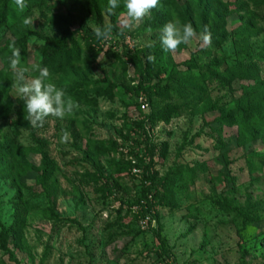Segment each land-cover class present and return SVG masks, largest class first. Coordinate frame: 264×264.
Returning <instances> with one entry per match:
<instances>
[{"label": "rangeland", "instance_id": "rangeland-1", "mask_svg": "<svg viewBox=\"0 0 264 264\" xmlns=\"http://www.w3.org/2000/svg\"><path fill=\"white\" fill-rule=\"evenodd\" d=\"M25 2L20 10L10 0L0 23V236L8 237L0 264H163L170 258L174 264H264V0H203L230 13L226 43L213 49L193 40L174 52L163 50L160 30L179 20L199 34V0L159 4L123 31L125 9L102 10L97 23L78 0ZM25 17L33 19L31 26ZM109 23L112 36L99 52L81 47L77 61L61 73L49 71L79 108L32 127L8 63L12 41L28 30L42 38L67 29L95 36L96 26ZM41 45L32 37L22 53L28 78L38 75L33 64L43 67ZM245 52L253 55L241 61ZM149 54L156 57L151 82L147 92H134ZM192 58L196 67L189 71L184 63ZM234 65L250 70L252 79L210 78L213 68ZM202 74L208 79L196 81ZM156 85L169 91L155 96ZM253 103L259 113L248 117ZM165 108H175L167 122L134 126ZM240 109L246 111L236 119ZM63 131L70 134L67 142ZM137 161L139 177L124 169ZM145 168L155 185L149 209L135 219L127 206L138 197ZM145 216L153 222L141 229Z\"/></svg>", "mask_w": 264, "mask_h": 264}, {"label": "trees", "instance_id": "trees-1", "mask_svg": "<svg viewBox=\"0 0 264 264\" xmlns=\"http://www.w3.org/2000/svg\"><path fill=\"white\" fill-rule=\"evenodd\" d=\"M14 2V0H12ZM82 2L86 9L88 14L97 22L102 23V18L100 16V11H106L107 6V0H78ZM181 0H160L161 6H168L172 5L173 3H177ZM10 0H2V12L0 13V23L3 21H6L8 14L7 6L9 4ZM45 3V2H41ZM120 6L115 10V13H119L124 9V0H119ZM200 5V6H199ZM199 7L196 8L197 12V23L200 31L203 30L204 26H207L208 29L211 32L212 42L211 46H205V47H212L213 49L218 48L226 43V39L224 36L223 30L225 29L227 25V19L230 17V13H226L222 15V5H209L203 2V0H199ZM215 6V7H214ZM217 8V9H216ZM225 10V9H224ZM61 23V22H57ZM35 37L37 39H40L42 41L41 52L44 54V60H43V67H47L51 73H61L64 68L72 62L73 58H76V61L80 58V54L82 51V48L90 53H97L100 51L101 46L100 42L102 40H98L96 36L92 35H80L77 31H71L69 29L63 31L59 35H55L53 38H42L37 33L28 30L21 36H19L15 40V46L20 48V55L22 56V53L25 51L26 47H28L29 40ZM162 51V48L159 47L156 50V54L160 53ZM250 55H253L252 52L248 53L245 52V54H240V60H247ZM153 65V62H148L147 65L143 69L138 70V76L140 78V82L137 84L136 90L134 92H147V89H145V86L149 85L151 82V74H150V66ZM184 65L188 67L189 71L191 69H194L196 67V60L190 59L187 60ZM215 70V74H211L210 78H214L215 81H234L239 79H252L250 75V70L238 67L237 65L234 66H228L224 69L219 68H213ZM176 74H179L176 72ZM191 78V74H189ZM187 77V74H186ZM208 78L205 76V74H202L201 76L197 77L196 81H205ZM224 83V82H223ZM109 88H114L113 85L106 84ZM156 88H159V91L155 92V96H159L161 93L165 95L169 91L168 85H164L162 87L156 85ZM166 97V96H165ZM258 111H257V109ZM260 105H255V103L249 105L248 111V117H251L254 113H259ZM175 108H165L161 113H153L151 115H148L145 120L140 122H134V126L142 128L145 121L149 122L151 125L154 123H157L159 121H168L172 114H174ZM246 110L240 109L236 114V119L242 118L244 112ZM250 113V114H249ZM221 123H225L226 119L225 117L220 118L218 120ZM151 127V126H150ZM125 140L127 142H136L133 140L130 135L125 136ZM123 147L129 150L131 147L128 146V144H125ZM153 149V148H151ZM150 156H153V154L150 152ZM163 155H161L162 157ZM42 164L44 166V174H47L51 170L50 164L46 160V155H42ZM136 157V156H135ZM138 166L139 162L137 161L136 165ZM130 163H126L124 166L125 170L130 171L134 166ZM141 190L138 194V197L134 199L129 205L127 206L130 208L133 204L138 203L141 199L147 200V207L149 209L150 205H148V196L154 189L155 185V176L149 172L148 169L145 168L142 176H141ZM103 194L107 193V190L105 188L102 189ZM220 208L229 210L227 206L224 204H220ZM121 206L116 210L117 214H121ZM128 214L132 217H135L134 214L130 212V209L127 210ZM136 219V217H135ZM243 223H246V219L244 218ZM1 242H0V249L6 250V242L8 240V237L5 233L0 236Z\"/></svg>", "mask_w": 264, "mask_h": 264}, {"label": "clouds", "instance_id": "clouds-1", "mask_svg": "<svg viewBox=\"0 0 264 264\" xmlns=\"http://www.w3.org/2000/svg\"><path fill=\"white\" fill-rule=\"evenodd\" d=\"M159 3L160 0H124L125 11L120 20L121 31L138 26L152 9L159 6ZM14 4L20 10L27 7L25 0H14ZM119 6V0H107L106 13L115 14ZM32 21L31 17L23 19L25 25L31 26ZM112 30L113 25L109 23L103 27L96 26L94 34L98 40H108L112 36ZM160 31V43L164 51L174 52L179 45L188 44L193 40H197L201 46H211L212 37L207 26H204L198 34L190 22L181 24L179 20H171L165 23ZM9 47L11 56L8 58V63L14 74L15 89L23 99L25 119L32 127H42L48 116L64 119L79 108V103L66 95L62 87H57L50 81L51 74L46 66L33 64L32 71L38 72V75L28 78L25 74L29 69L22 66L21 49L15 46V41H12ZM155 59L152 54L147 56L148 62H155ZM69 135L67 131H63L61 140L67 142Z\"/></svg>", "mask_w": 264, "mask_h": 264}, {"label": "built area", "instance_id": "built-area-1", "mask_svg": "<svg viewBox=\"0 0 264 264\" xmlns=\"http://www.w3.org/2000/svg\"><path fill=\"white\" fill-rule=\"evenodd\" d=\"M139 99H140V101L138 103L139 104V107H140V109L144 110L147 107V104L145 102H143L141 98H139ZM133 164L136 165L135 162H133ZM130 172L135 177H139L141 175L140 169H138L136 166H134L130 170ZM149 198H150V196H148V200H149ZM146 207H147V200L141 199L138 203L133 204L129 209H130V212L132 214L139 216L140 211L142 209L146 208ZM151 222H153V220L151 219V217L145 216V217H143V219H139V226L141 227V229H146L147 228V225L149 223H151ZM163 264H174V262L170 258V259L165 260V262Z\"/></svg>", "mask_w": 264, "mask_h": 264}]
</instances>
